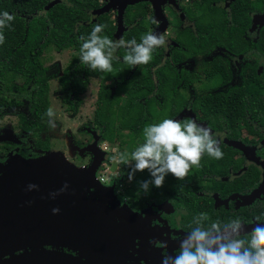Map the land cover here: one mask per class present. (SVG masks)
<instances>
[{
    "label": "flooded vegetation",
    "instance_id": "1",
    "mask_svg": "<svg viewBox=\"0 0 264 264\" xmlns=\"http://www.w3.org/2000/svg\"><path fill=\"white\" fill-rule=\"evenodd\" d=\"M74 1L93 6L91 21L107 15L109 26L114 29L113 42L125 40L127 33H136L137 43L148 33L162 35L165 39L163 46L153 49L149 63L132 67L122 61L118 65L119 75H90L88 86L93 78L112 80L117 97L108 98V106L109 101L120 97L121 104L127 101V95L116 90L119 80L124 87H131L137 81L142 86L152 87L153 91L159 86L171 87L172 94L165 97L155 94L153 99L157 111L167 109L161 120H176L183 114L176 121L183 124L194 120L198 126L210 129L223 152L221 159L204 154L201 169L190 168L185 178L201 173L192 190L188 180L172 176L166 194L155 191L133 198L130 189L149 176L148 173L137 172L129 181L123 164L121 175L114 168L108 180L99 181L98 172L103 162L109 160V152L100 147V129L90 122L98 139L87 130L83 131L89 139H75L79 148L74 151L81 156L76 168L87 169L97 149L107 153V159L97 165L98 182L96 187L86 189V194L95 195L98 204L117 218L127 232L133 230L134 234L128 236H133L131 244L143 264H163L165 256L177 255L180 241L195 227L193 220L201 213H207L210 218L205 221L206 226L213 221L226 223L239 219L244 230L238 238H249L258 223L264 226V0H166L160 12L156 4L161 0L139 1L125 7L122 33H118L119 0ZM111 3L118 5L95 14ZM72 49L66 66L61 62L54 67L47 66L44 53L47 74L56 73L50 81L55 79L60 84L70 65H80V50ZM119 51L121 47L113 54L119 55ZM119 59L123 57L120 55ZM74 70L77 75H85L81 68ZM15 97H22L23 103ZM0 98L4 101L0 107V203L7 204L11 212L16 209L27 212L26 208H16L15 200L6 198L10 188L16 192L23 185L12 184L3 190L2 177L15 168L17 162L38 158L53 150L49 137L52 117L44 118L43 129L34 135L23 128L20 120L21 112L29 113L31 100L21 93L10 92L5 86L0 87ZM209 104L215 109L204 110L203 106ZM15 117L17 126L11 119ZM159 118L157 116L153 124L160 123ZM17 130L22 135L18 140ZM124 132L135 142L139 139L138 145L143 144L138 135L127 129ZM47 140L48 148L42 144ZM95 142L97 145L91 147ZM107 142L113 146L112 142ZM117 183L120 188L116 187ZM194 212L198 214L195 216Z\"/></svg>",
    "mask_w": 264,
    "mask_h": 264
},
{
    "label": "trees",
    "instance_id": "2",
    "mask_svg": "<svg viewBox=\"0 0 264 264\" xmlns=\"http://www.w3.org/2000/svg\"><path fill=\"white\" fill-rule=\"evenodd\" d=\"M48 3L49 0H0V14L7 11L14 16L10 26L0 29L4 36V42L0 44V86H5L10 92L16 94L21 93L31 100V104L28 106L29 113L21 112L20 120L23 128L34 135L43 129L42 120L50 118L46 115L50 108V78L56 76V73L47 74L43 63L44 53L52 46L58 50L68 48L80 50L97 24L104 26L102 32L99 33L101 37H108L113 41L114 32V29L109 26L111 24L108 23L106 14L97 17L96 21H91L90 11L93 6L88 2L60 1L47 10ZM132 39L138 41L136 33L125 35L126 41ZM125 54L126 50L124 51L123 47H121L119 55L113 54L111 72L93 71L82 63L78 66H74L75 63L70 65L66 75L60 79L62 101L67 105V109L72 113L79 111L83 103L81 94L88 87L87 77L90 75L94 77L119 75L118 65L124 61V59L120 60L119 56L124 57ZM80 68L85 72L84 76L77 75L74 70ZM18 79L22 80L21 83L17 82ZM155 89L153 91L152 87L142 86L137 81L131 87H124L119 80L116 90L123 91L127 95V101L121 104L122 97L117 101H109L108 107L112 110L110 113L103 108L102 101H98L92 122L97 124L100 129L101 137L114 143L121 138L123 130L127 129L141 137L144 143L143 129L152 125L158 119H155L157 116L160 117V122L167 119L161 120L165 117L162 114L167 109L157 111L153 106L155 94L165 97L173 93V89L168 86H159ZM3 102V99L0 98V107ZM134 107H138V109L136 110ZM203 108L204 110H214L215 106L209 104ZM131 143L129 158H131V153L140 146L134 140ZM42 144L49 147L48 140ZM124 165L128 173L130 168L126 164ZM141 173L149 175L141 181L152 179L147 169ZM172 176L169 174L165 177L164 185L161 188L150 185V190L145 192L140 187L141 181H139L129 192L133 198L139 197L141 193L153 194L155 191L159 194H166ZM199 176L201 173L196 172L189 178H184L191 184V190ZM194 214L196 216L198 213L194 212Z\"/></svg>",
    "mask_w": 264,
    "mask_h": 264
},
{
    "label": "water",
    "instance_id": "3",
    "mask_svg": "<svg viewBox=\"0 0 264 264\" xmlns=\"http://www.w3.org/2000/svg\"><path fill=\"white\" fill-rule=\"evenodd\" d=\"M139 1L145 0H119L118 33H122L125 7ZM165 1L156 4L158 12ZM57 2L49 3L46 9ZM117 5L111 3L95 14ZM87 131L98 139L91 128ZM71 143L73 150L79 148L74 141ZM96 145L95 142L90 146ZM106 159L107 153L97 149L93 163L85 170L71 166L54 151L17 162L2 177L3 190L22 184L19 191L10 188L6 198L15 200L16 208L28 211L11 212L7 204L0 203V264H143L131 244L133 236H128L134 234L133 230L127 232L117 218L98 204L95 195L85 192L96 187L97 165ZM29 185L37 187L30 189ZM57 208L59 212H54Z\"/></svg>",
    "mask_w": 264,
    "mask_h": 264
},
{
    "label": "clouds",
    "instance_id": "4",
    "mask_svg": "<svg viewBox=\"0 0 264 264\" xmlns=\"http://www.w3.org/2000/svg\"><path fill=\"white\" fill-rule=\"evenodd\" d=\"M13 19L14 16L7 11L0 14V29L10 26ZM103 27L95 25L89 39L80 49L81 63L93 71L111 72L113 53L119 47L128 49L123 59L126 64L134 67L149 63L153 49L165 44L164 36L152 33L144 35L140 43L135 39L113 42L99 35ZM3 42L4 36L0 31V44ZM46 115L51 118L55 113L49 108ZM49 126L55 129L54 120H49ZM143 134L145 142L131 153V158L122 154L119 159L130 168L129 181L135 178L138 171L148 170L152 179L140 182L145 192L150 190V185L163 187L165 177L169 174L177 179L185 178L192 166H200L204 154L215 159L223 157L211 130L198 126L194 120L181 124L179 121L165 119L158 124L146 126ZM35 187L29 185L30 189ZM53 211L59 212V209ZM209 219L207 213L195 217V227L180 241L178 254L165 256L163 264H264V226L258 223L249 238L241 239L238 237L244 225L239 219L226 223L213 221L206 226L205 221Z\"/></svg>",
    "mask_w": 264,
    "mask_h": 264
},
{
    "label": "rangeland",
    "instance_id": "5",
    "mask_svg": "<svg viewBox=\"0 0 264 264\" xmlns=\"http://www.w3.org/2000/svg\"><path fill=\"white\" fill-rule=\"evenodd\" d=\"M72 54V48L58 50L54 46H52L45 53V63L47 66L54 67L57 62H61L63 66H66ZM18 81L21 82L22 80L18 79ZM49 95L50 108H52L55 113V116L52 117V120H54L56 124L55 129L51 128V131L49 133L50 142L53 145L52 152L54 151L62 154L63 157L70 163V165L72 164L71 166L77 167V165L80 164L81 156L78 155L76 150L74 151L71 148V142L75 141V139H89L90 136L87 133H84L83 130L91 128L89 124L93 121L94 112L97 108L98 100L102 101V106L108 113H110V111L112 112V110L108 107L106 100L108 98L115 100V98L117 97V94L114 92V83L112 80L105 81L99 78H93L87 90L82 94L83 103L77 113H72L71 111H69L67 109V105L63 103L61 86L55 79H51L50 81ZM15 98L17 101H21L23 103L22 97ZM134 109L137 110L138 107H134ZM119 111L121 110L119 109ZM11 119L15 123V126H17V118L15 117V119ZM20 137H22V135L18 131L16 139L18 140L20 139ZM120 137L121 138H119L117 142H112L113 146L111 154L109 155V160L103 162L102 167L98 172V174L103 175L106 180L111 177V170H114V168H116L115 172L119 170L118 174L121 175L123 163L120 162L119 158L122 154L129 158V150L132 146V139L128 135V133L125 132L122 133ZM99 140L100 146H102L106 141L104 137L99 138ZM138 140L139 139H137L136 142H138L139 144L141 141ZM107 167L109 168L108 172H102ZM116 187L120 188V185L117 183Z\"/></svg>",
    "mask_w": 264,
    "mask_h": 264
},
{
    "label": "built area",
    "instance_id": "6",
    "mask_svg": "<svg viewBox=\"0 0 264 264\" xmlns=\"http://www.w3.org/2000/svg\"><path fill=\"white\" fill-rule=\"evenodd\" d=\"M103 150H105V151H107V152H109V155L111 154V150H112V145L110 144V143H108L107 141H105V143H103V145L102 146H100ZM108 167L107 168H105L102 172H105V173H107L108 172ZM105 176H106V174H105ZM97 179L99 180V181H104L105 180V177L103 176V175H97Z\"/></svg>",
    "mask_w": 264,
    "mask_h": 264
}]
</instances>
